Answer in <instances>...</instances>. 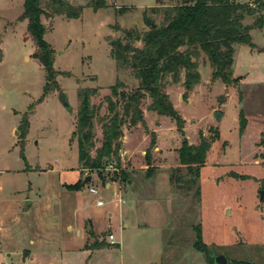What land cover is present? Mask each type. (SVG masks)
<instances>
[{
    "label": "rangeland",
    "instance_id": "374dc122",
    "mask_svg": "<svg viewBox=\"0 0 264 264\" xmlns=\"http://www.w3.org/2000/svg\"><path fill=\"white\" fill-rule=\"evenodd\" d=\"M70 1L84 5L79 17H41L59 70L57 86L41 97L45 72L33 56L23 0H0V264H213L210 252L223 253L227 264H264V26L254 28V17L247 16L254 46L234 44L238 84L214 78L205 52L198 58L200 81L187 99L183 75L176 82L166 78L184 134L173 116L148 109L145 96L143 121L123 125L117 169L103 168L101 175L82 168L77 158V89L101 87L91 96L98 104L117 79L135 87L129 69H116L109 39L126 28H148L142 17L148 6L180 0H106L97 10L87 0ZM25 113L27 133L20 137ZM93 123L92 153L102 137L98 114ZM210 126L218 128L219 138L211 142L195 183L172 184L170 168L178 164L183 136L196 143L200 130L211 135ZM150 146L156 169L147 174L144 152ZM122 168L130 171L127 181L114 177ZM181 172L187 178L186 169ZM88 175L80 189L66 188ZM109 181L114 183L107 186ZM90 185L99 193L90 192ZM198 224L203 249L195 244ZM95 238L107 246L86 248Z\"/></svg>",
    "mask_w": 264,
    "mask_h": 264
},
{
    "label": "trees",
    "instance_id": "16d2710c",
    "mask_svg": "<svg viewBox=\"0 0 264 264\" xmlns=\"http://www.w3.org/2000/svg\"><path fill=\"white\" fill-rule=\"evenodd\" d=\"M86 4L94 10L107 5L106 0H87ZM83 7L84 5L74 4L70 0H23L21 16L26 19V32L35 45L33 56L37 58L45 72L41 97L57 86L56 75L59 73L53 66L55 50L44 37L46 26L41 17L42 15L79 17ZM142 15L148 28H126L123 29L122 35L109 39L110 54L115 60L116 69L118 71L129 69L137 80V85L128 89L122 79H117L115 83L109 85L110 92L104 93L103 103L98 104L91 101V96L99 94L101 87L86 86L77 89L80 99L75 117L79 131L77 158L82 168L96 169L99 174L105 162L119 158L123 125L127 122L131 126H137L143 121L142 99L145 96L149 98L146 104L148 109L158 114L173 116L178 129L184 134V119L170 99L165 82L168 77L173 82L179 81L183 75L182 85L185 89L182 97L187 99L190 90L201 78L198 58L202 52L206 54L214 78H219L224 83L238 84L240 76H234L232 68L234 44L243 42L254 46L250 23L246 22V18L254 17L251 25L254 28H262L264 0H180L169 5L148 6ZM115 27L117 30L122 28L119 23H116ZM103 104L105 108L99 114ZM97 114L102 137L100 144L92 153L93 119ZM240 119L241 126H244L246 119L243 109L240 110ZM18 129L20 137L27 133L26 113ZM209 130L213 132L206 136L200 130L196 143L183 136L181 144L176 148L178 164L170 168L172 184L195 183L196 177L200 175V168L206 162L211 142L219 138L218 128L210 126ZM154 143L152 133L151 144ZM20 154L24 157L23 141ZM144 156L149 165L146 173L152 174L156 168L151 164L153 158L151 146L145 150ZM182 168L186 169L187 178L181 172ZM129 172L128 169L122 168L118 174L114 172V177L127 181ZM83 182L84 179H78L66 184V188L78 190ZM195 240V244L203 249L200 224L196 225ZM86 245V248H99L107 246V242L95 238Z\"/></svg>",
    "mask_w": 264,
    "mask_h": 264
},
{
    "label": "water",
    "instance_id": "95a60500",
    "mask_svg": "<svg viewBox=\"0 0 264 264\" xmlns=\"http://www.w3.org/2000/svg\"><path fill=\"white\" fill-rule=\"evenodd\" d=\"M60 100L62 101L63 105L68 106V101H67V96L64 93L60 94ZM215 116L218 117L220 116V112L219 111H214ZM74 135V134H73ZM91 178V175H88L85 179H84V184L88 183L89 179ZM263 192L264 190L261 189L260 190V195L261 197L263 196ZM28 200L25 199L24 200V205L27 206L28 204ZM209 257H211L212 261L214 264H227L228 258L223 254V253H214V252H210L209 253ZM151 264H155V263H151Z\"/></svg>",
    "mask_w": 264,
    "mask_h": 264
},
{
    "label": "built area",
    "instance_id": "2783aa9c",
    "mask_svg": "<svg viewBox=\"0 0 264 264\" xmlns=\"http://www.w3.org/2000/svg\"><path fill=\"white\" fill-rule=\"evenodd\" d=\"M103 168H106L107 170H116L117 169L116 159H109L107 162H105L104 166L101 169H103ZM112 183H114V181L113 182H110V181L107 182V186H110ZM88 189L90 192H93L94 194L99 193L98 189L93 185H90L88 187ZM120 199H121V201L124 200V199L122 200V198H120ZM95 203H96V205H104V200L103 199H96ZM108 237H109L110 241L114 242V234L112 232L108 233Z\"/></svg>",
    "mask_w": 264,
    "mask_h": 264
},
{
    "label": "crops",
    "instance_id": "0c3cea01",
    "mask_svg": "<svg viewBox=\"0 0 264 264\" xmlns=\"http://www.w3.org/2000/svg\"><path fill=\"white\" fill-rule=\"evenodd\" d=\"M198 69H199V65H198ZM124 152H126V149L124 148V150H123ZM144 150H142V152H143ZM130 181V180H129ZM97 206H101V205H97ZM119 209V208H118ZM107 213L109 214V215H112L113 214V210L111 209V208H109L108 210H107ZM123 224L125 225L126 223L125 222H123Z\"/></svg>",
    "mask_w": 264,
    "mask_h": 264
}]
</instances>
